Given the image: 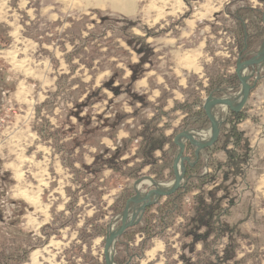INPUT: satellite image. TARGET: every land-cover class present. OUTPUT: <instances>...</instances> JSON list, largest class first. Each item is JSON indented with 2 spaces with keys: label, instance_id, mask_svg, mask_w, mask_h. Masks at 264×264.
Listing matches in <instances>:
<instances>
[{
  "label": "rangeland",
  "instance_id": "1",
  "mask_svg": "<svg viewBox=\"0 0 264 264\" xmlns=\"http://www.w3.org/2000/svg\"><path fill=\"white\" fill-rule=\"evenodd\" d=\"M116 3L129 6L120 10ZM244 7L263 13L264 0H0V264H105V238L111 228L120 226L127 200L136 189L155 188L143 180L174 179V137L184 130H209L210 123L205 125L201 112L210 94L233 97L240 92L237 61L251 58L264 44L262 15L249 13L244 23L250 38L243 45L240 23L232 15ZM105 22L112 29L106 30L105 39H115L112 44H99L89 66V50L79 36L89 38L88 30ZM120 47L130 55L119 58L115 51ZM108 50H112L111 57L104 56ZM140 59L145 61L143 78L130 86L116 80L112 89L104 87L113 73L125 71L129 77L131 69L126 62L136 64ZM246 73L251 74L254 89L261 84L263 90L250 95L243 119L232 115L228 118L232 122L224 124L223 135L230 137L225 150L213 153L212 159L229 165L221 172L204 166L202 173L215 174L201 189L193 180V189L184 196L183 212L192 215L197 197L210 201L206 194L215 191L213 198L228 209L226 228L242 221L238 233L233 234L238 259H243V264H264V199L245 194L249 190L243 179L254 157L252 136L243 129L247 120L257 125L264 120L257 102L264 100V64ZM60 77H65L64 90L57 86ZM81 83L86 93L79 97L76 91ZM100 87L106 97L92 107V121L96 125L98 116L113 120L120 113L125 115L113 130L110 126L105 129L112 130L115 138L101 141L111 152L119 147L124 152L119 161L126 163L120 170L105 169L98 184L83 168L93 164L98 149L72 146L75 163L71 168L63 161L67 155L58 149L69 144L71 137L56 142L48 131L61 126L82 131L77 117L71 116L66 124L64 115L76 111L74 99L82 103L90 90ZM45 101L49 103L44 105ZM78 111L80 117H86L90 110L84 106ZM154 118L152 125L158 131L153 144L165 139L170 142L162 145L163 151H155L157 163L139 171L145 146L140 136L145 129L142 123ZM233 128L241 132L238 142L231 136ZM192 148L188 144L185 155L194 154ZM220 152L227 154L225 159L218 156ZM204 155L207 162L210 154L206 150ZM167 159L171 166L165 168ZM260 180L263 188L264 176ZM186 183L185 179L183 186ZM97 192H103L101 197ZM165 200L160 198L152 205L150 214L157 216L158 205ZM230 201H236L235 206ZM145 222L141 219L117 240L115 263L183 264L179 256L188 253L186 245L191 240L181 234L184 217L170 213L169 226L144 245L140 229ZM230 237L228 231L223 234L221 251L231 243ZM154 247L158 249L149 254Z\"/></svg>",
  "mask_w": 264,
  "mask_h": 264
},
{
  "label": "trees",
  "instance_id": "2",
  "mask_svg": "<svg viewBox=\"0 0 264 264\" xmlns=\"http://www.w3.org/2000/svg\"><path fill=\"white\" fill-rule=\"evenodd\" d=\"M262 1V0H260ZM100 18H102V12L95 11ZM249 13H254L257 16L261 17L262 13L259 9H254L252 7H244L238 11L237 14H233L232 16L239 21L241 30H242V40L243 45L249 43V33L247 31L246 24L244 23L247 19V15ZM106 23V22H105ZM94 30H88L90 37L89 38H80V41L83 44V47H86L88 52V65L91 66V64L95 61V56L98 54L99 44H112L114 41L113 38L105 39L106 38V30H112L107 23L103 26H99L95 23ZM105 26V27H104ZM82 30V29H81ZM71 31V30H70ZM129 36L132 38H136L138 40H142L141 37H135L133 33H129ZM245 37L248 39V41H245ZM93 39L98 40L97 43L94 42ZM92 40V41H91ZM130 44V43H129ZM131 45V44H130ZM120 46V45H118ZM79 50V49H78ZM135 50L138 54L139 51ZM112 50H108L107 53L104 54L105 57H111ZM116 54L121 58L124 55L129 56L130 51L125 49L124 47L118 48V50L115 51ZM92 55V56H90ZM244 55V54H243ZM145 61L143 59H140V61L136 64H133L131 60H128L126 62V65L128 68L131 69V75L129 77H125V71H118L116 73H113V77L107 82L104 83V87H107L109 89H112V85L117 80L121 82L122 84H127L130 86L133 83H136L138 80L143 78L146 70L144 68ZM65 77H60L57 83L58 89L64 90L63 85V79ZM81 88L77 94L80 96H83L86 92L83 89L84 85L81 83ZM220 84L211 88L210 92H213L216 88H219ZM66 88V87H65ZM103 88H95L93 90H90V93L87 94L85 99L82 101V103L78 102V99H74V105L76 108V111L68 110V112L65 113V121L66 124L70 122V117L75 116L78 119V122L81 123L83 126L82 131H77L74 129V127H71L69 130L65 129L64 126H61L59 128L50 127L48 133L49 137L56 140V142L59 140V138L62 139L64 136H70L71 142L69 144H63L62 146H58V149L60 152H63L67 155V157H63V161L65 163L69 162L68 166L71 168H74L72 165L75 163L74 151H72V146L74 147H82L84 145H90L94 146L98 149V152L94 155V162L91 166L83 165V168L88 170L89 173L93 174L95 176V182L98 184H101L100 179L101 175L103 174L104 170L107 168H112L115 170H120L119 166L125 164L126 162L119 161L123 157L124 152L118 147L114 152H111V149L105 147L102 144V139L104 137H110L115 138L114 135L111 134V131L115 126H117L120 120H123L125 115L123 113H120L119 116H116L115 119L111 120L109 118H105L103 116H98L97 118H100V121L97 122L96 125H94L92 121V107L95 103L101 102L105 99V95L102 93ZM74 92V94L76 93ZM78 96V95H77ZM142 100V98H140ZM46 103H49V101H45L44 105ZM87 106L89 108L88 115L86 117H80L79 109L81 107ZM202 117L204 118L203 121L206 125L210 121L205 115V112H201ZM123 114V115H122ZM199 116V115H198ZM237 119H243L244 115L241 113L239 116L236 117ZM190 118L189 120H191ZM188 120V119H187ZM186 123L187 126H190V122ZM156 121V119H152L150 121H145L142 124L145 126L144 131L140 133V136L143 137L144 141V147L141 151V156L143 163L140 165H137V169L140 171L142 167H145L147 165H154L157 163V159L154 156V153L156 150L161 149L164 150L162 145L165 143H168L167 139L161 141V143H158L157 145L153 144V135L155 132L158 131L157 126H153L152 124ZM232 122L231 119L227 120V124ZM62 123V121H60ZM63 125V124H62ZM192 125V123H191ZM111 127V131H105L107 127ZM223 128L224 125L221 128V134L214 146L209 148L207 150L208 154H210L209 160L206 162L205 158L202 155H199V157H196L194 154H191V159L195 161V164L190 165L189 163L185 164L186 172H185V179L187 180L186 185H184L179 191L171 196L167 197L165 202L162 205H158L159 207V213L158 215L150 214V209L152 206H149L146 211L143 214V221L145 222V227H141L142 234H144V238L142 239L144 241V245L146 242L151 241L153 236H156L158 234H162L164 230L167 228V220L170 219V213H174L177 216H183L186 223L182 229V237H189L190 243L186 247L188 248V253H182L179 256V259L182 261L183 264H243V259H238L237 252H236V240L234 239L233 234L238 233V228L241 225L242 221L237 222L234 224L230 229L226 228L224 218L228 214V209L226 207H222L221 200H216L213 198L214 193L213 191H210L206 194V196H209L210 201H208L205 197L198 196L196 201L194 202L193 206V213L192 215H187L183 212V200L184 196L190 192L193 189L194 182L193 180H196V183L199 182L200 189L202 185H205V182L208 181L209 178H213V174L210 175V173H202V169L204 166H207L210 168H213V172H221L222 169H224L227 165H229V162H222L215 159H212V154L215 152H218L219 150H225L227 145V138L228 135H223ZM53 129V130H52ZM40 134L43 135V137H47L45 134V131L43 129L39 130ZM231 136L235 139L236 142L240 141L241 139V132H239L238 129L233 128ZM128 140H123V143H127ZM174 148V145H171V148ZM188 148V143L187 147ZM165 153V151H164ZM143 154V155H142ZM187 154V153H186ZM175 156V153L171 155V159ZM189 156V155H188ZM170 160V159H169ZM169 160H165L164 167L171 166ZM66 164V163H65ZM103 192H97L96 196L101 197ZM238 203V202H237ZM231 206H235V203L233 201H230ZM231 209V208H230ZM229 209V210H230ZM155 223H153V221ZM169 226V225H168ZM133 227L127 229L123 236L126 235ZM229 232V235L231 236V243L226 245L224 250L221 251L219 246L221 245V242L223 240V234L225 232ZM241 236H244L241 234ZM142 241V242H143ZM198 245H201V249L198 250ZM118 264H127L126 261L124 262H118ZM129 264V263H128Z\"/></svg>",
  "mask_w": 264,
  "mask_h": 264
},
{
  "label": "water",
  "instance_id": "3",
  "mask_svg": "<svg viewBox=\"0 0 264 264\" xmlns=\"http://www.w3.org/2000/svg\"><path fill=\"white\" fill-rule=\"evenodd\" d=\"M262 21L264 25V11L262 13ZM260 62H264V44L251 58L243 60V58L240 57L238 59L235 73L240 83V92L242 93L239 102L234 103L231 97L214 96L213 94H210L208 99L205 101L203 109L206 117L210 121L209 130L211 132L208 140L204 141L199 139L194 134L197 130H184L174 137L173 143L177 147V153L173 161L174 185L168 190L160 189L159 187L142 191L136 189L135 194L127 200L124 206L123 212L121 214L122 221L120 226L115 231L109 232L105 238V246L103 251L105 264H116L114 261L113 252L117 240L127 229L140 223L144 212L149 206L157 203L160 198H167L175 195L179 189L183 187L186 172L185 164H194V162L191 161V158L185 155L187 143L193 147L195 156L199 157L201 153H204L206 150L216 144L221 134V128L227 122L228 118L232 115L238 116L244 111L251 91L255 88V85H251L250 83L251 74L244 76L243 71L258 66ZM219 104L224 105L226 110L223 112L221 118H216L213 113V108ZM180 167L182 169L181 173L179 171ZM141 196H144L150 200L144 202L135 213L131 214L129 210L130 205ZM111 249L112 253H110Z\"/></svg>",
  "mask_w": 264,
  "mask_h": 264
},
{
  "label": "crops",
  "instance_id": "4",
  "mask_svg": "<svg viewBox=\"0 0 264 264\" xmlns=\"http://www.w3.org/2000/svg\"><path fill=\"white\" fill-rule=\"evenodd\" d=\"M262 90H263L262 85L258 84L256 89H254V92L252 91L251 94H256V92H261ZM257 102L261 104L259 108L263 109L262 114H264V100L262 99L261 101L259 100ZM261 122L259 123V125H257V123L247 120L246 124L248 125H246L243 129L244 133H248V134L250 133L252 136L250 148L254 153V157L252 158L251 165H250L249 174H247L245 171L246 174H244L243 179L245 180L244 185H247L246 189L249 190V192H245V194H250L256 198L261 197L264 199V187L262 188V186L259 185V183L261 182V180L259 181V177L264 176V120L263 121L261 120ZM254 127L255 129H253ZM193 151L194 150L192 148L191 153H193ZM222 153L221 152L218 153V156L225 159L227 154L226 153L222 154ZM200 155H202L203 157L205 156L204 153H201ZM253 177L254 179L256 178L255 180L257 181L255 188L253 184V181H254Z\"/></svg>",
  "mask_w": 264,
  "mask_h": 264
},
{
  "label": "bare ground",
  "instance_id": "5",
  "mask_svg": "<svg viewBox=\"0 0 264 264\" xmlns=\"http://www.w3.org/2000/svg\"><path fill=\"white\" fill-rule=\"evenodd\" d=\"M125 3V2H124ZM116 8H118V9H120V10H123V8L125 7V6H129V4L128 3H126L125 5H121L120 3H116V5H114ZM264 64V62H260V66H262ZM246 71L247 70H244L243 71V75L244 76H247L248 75V73H246ZM21 93V92H20ZM22 93H24L23 91H22ZM21 93V94H22ZM241 96H242V93L241 92H239L238 94H236V95H234L233 97H231L233 100V102L234 103H237V102H239L240 101V99H241ZM226 110V107L224 106V105H221V104H219V105H216L214 108H213V113H214V116L216 117V118H218V114H220L221 112L223 113L224 111ZM221 116V115H220ZM199 133V134H198ZM210 130H208V131H196L194 134L199 138V139H201V140H204V141H206V140H208L209 139V137H210ZM179 171H180V173H181V171H182V169H181V167L179 168ZM143 181H148L147 183L148 184H151V185H154L156 188H160V189H164V190H168V189H171V187L174 185V180H172V181H170V182H156L155 180H153V179H144ZM139 187V186H138ZM150 199H148V198H146V197H144V196H141L140 198H138L136 201H134L131 205H130V207H129V210H130V213L131 214H133V213H135L140 207H141V205L144 203V202H146V201H149ZM118 227H113V228H111V230H110V232H113V231H115L116 229H117ZM158 249V247H154V248H152L150 251H149V254L150 253H153V252H155L156 250ZM110 253H112V249L110 250ZM114 253V252H113Z\"/></svg>",
  "mask_w": 264,
  "mask_h": 264
}]
</instances>
